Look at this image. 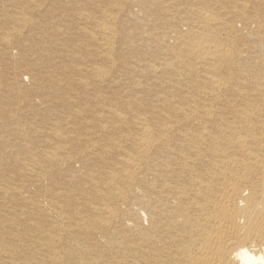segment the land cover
Returning a JSON list of instances; mask_svg holds the SVG:
<instances>
[{
  "label": "bare ground",
  "instance_id": "6f19581e",
  "mask_svg": "<svg viewBox=\"0 0 264 264\" xmlns=\"http://www.w3.org/2000/svg\"><path fill=\"white\" fill-rule=\"evenodd\" d=\"M0 264H264V0H0Z\"/></svg>",
  "mask_w": 264,
  "mask_h": 264
}]
</instances>
